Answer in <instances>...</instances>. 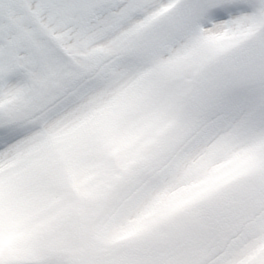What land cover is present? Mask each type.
Segmentation results:
<instances>
[{"label":"snow or ice","instance_id":"snow-or-ice-1","mask_svg":"<svg viewBox=\"0 0 264 264\" xmlns=\"http://www.w3.org/2000/svg\"><path fill=\"white\" fill-rule=\"evenodd\" d=\"M0 264H264V0H0Z\"/></svg>","mask_w":264,"mask_h":264}]
</instances>
